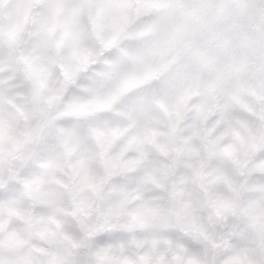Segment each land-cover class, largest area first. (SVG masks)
<instances>
[{"label":"snow or ice","instance_id":"snow-or-ice-1","mask_svg":"<svg viewBox=\"0 0 264 264\" xmlns=\"http://www.w3.org/2000/svg\"><path fill=\"white\" fill-rule=\"evenodd\" d=\"M0 264H264V0H0Z\"/></svg>","mask_w":264,"mask_h":264},{"label":"clouds","instance_id":"clouds-1","mask_svg":"<svg viewBox=\"0 0 264 264\" xmlns=\"http://www.w3.org/2000/svg\"><path fill=\"white\" fill-rule=\"evenodd\" d=\"M135 181H136V177L134 175L129 177V185L130 186L134 185Z\"/></svg>","mask_w":264,"mask_h":264}]
</instances>
